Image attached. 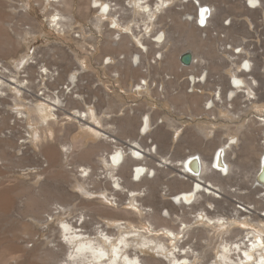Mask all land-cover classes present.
Masks as SVG:
<instances>
[{
  "label": "rangeland",
  "instance_id": "obj_1",
  "mask_svg": "<svg viewBox=\"0 0 264 264\" xmlns=\"http://www.w3.org/2000/svg\"><path fill=\"white\" fill-rule=\"evenodd\" d=\"M248 1L187 0L186 2L185 0L184 3L181 0L180 3L177 0H166L164 4L158 3L154 8L156 17L153 21L155 22L149 24L152 36L148 33L141 35L143 31H139L138 36L148 43L141 45L131 36L129 41L127 40L125 43L120 41L116 45L106 33L120 30L130 35V29L127 26L123 27L118 24L113 26L111 23L112 19L105 16L106 11H101L99 10L100 8L94 7L93 0H86V2L85 0H71L69 1V9H66L68 7H64L62 4L51 7L50 0H42V6L37 0H0V60H5L14 66L18 61L25 63V60L33 52L36 55L38 53L41 54L39 55L40 62L33 67V70L36 69L35 74L37 67L41 64L58 70L55 79L51 82L44 80L45 82L37 87L41 92L44 87L49 92L58 88L61 90V86L66 85L71 74L76 72L79 81L76 85L77 91L75 93L85 96V98L83 101L71 96L66 98V104L68 103L67 110L83 109L87 105H91L97 114L103 117L102 125L115 128L117 134L121 137H131L132 134L137 135L138 124L148 114L154 128L157 127L156 129L163 131L169 139L171 137L174 139L171 144L167 140V142L159 144L158 147L156 141L151 140L153 139L152 131L149 134L151 136L144 140L146 141L144 142L146 146L150 144L151 148L155 145L157 146L158 152L155 155L157 162L158 160L164 161L165 157L169 158L171 156L177 161L190 155L189 152L191 153V151L195 150L203 139V134L198 130V126L201 127L204 124L210 125L213 123L211 125L213 126L212 132L211 129L207 130L208 134L204 137V142L208 148L211 144H216L217 141L220 144L229 140L228 135L235 136L237 141L235 142L234 140V148L229 152V159L233 163L231 166L232 171L229 172L228 176L217 174L212 175V178H210L218 185L217 187L220 186L227 189L224 191L227 197L220 194L217 190L215 193L221 198H216L214 199L215 201L203 198L200 201V204H206L213 208L216 204L218 206L216 200L219 201L220 205L223 202L225 203L226 199H233L230 200L231 202L226 211L219 210L215 214L213 212V215L215 217L224 216L228 218L229 231L226 233L227 235H224L228 239L232 238L234 240L246 234L250 228L257 230L258 225H264V221L259 216L260 213L264 214V208L256 200L260 192H257L255 187L250 185L257 164L256 153L259 152L260 147L264 144V125L259 122L263 118L262 114H264V0L255 1L259 2V4L254 8L249 7ZM194 2L211 6L212 12L209 15V20L211 21L205 27L197 28L195 19L190 17L194 15L195 18L194 13L197 6L193 5L195 4ZM255 2L252 1V3ZM120 3L122 5L123 0H120ZM21 4L26 6L27 13H23L20 10L22 8ZM54 7L56 9L58 7L60 10L63 8V12L74 16V22L70 30L56 32L50 27L47 15ZM82 9H85V11ZM188 16L191 19H188ZM122 17L124 25L128 23L132 30L137 27L135 20H131L136 17L132 10L126 9ZM136 18V22L142 23V27H144L146 22L144 16L139 15ZM98 19L99 21H97ZM174 19L179 20L181 24H194L198 35H200L199 37L202 39L208 38L212 44V57L210 59L209 57L203 58L206 61L203 67L207 70L208 76L205 77V83L199 87H192L191 83L187 82V78H191L186 73L187 71L189 73L193 72L191 67H186L187 69L185 67L184 69L179 68L178 71H175L171 69L165 58L170 53L180 57L181 51L186 52L188 50L187 42L172 22ZM96 23L99 25H96ZM156 30L164 33L165 40H162L163 42L159 46L152 44L151 41ZM215 32L217 35H214ZM18 34L23 35L20 44H18ZM119 44L125 45L119 46ZM239 50L240 54L237 53ZM153 51L156 53L154 54ZM136 52L139 55L138 60L133 57ZM159 54L162 56L156 59V63H151V55L159 56ZM108 57L110 58L109 62L107 60ZM203 59L201 60L202 62H204ZM246 59L252 62L250 64L252 65L253 74H244L246 77L254 75L258 81V84L255 83L253 97L243 98L242 92L236 95L233 94V100L230 102L232 103L230 111L225 108L226 105L229 107V102L222 104L221 101H218L216 107L211 108V114L214 115L211 117L213 120H210L209 116L205 114L207 113L206 111L201 113L205 109L204 106L203 109L202 104H206L204 96H214L217 87L220 88L223 95L226 92L227 96L231 95L227 90L230 89L231 83V85H234L233 78H231L232 69L244 72L242 64ZM199 69L195 72L199 73ZM201 75L203 76L204 73ZM139 77H145L148 83L145 84L144 89L135 91L137 89L135 85L139 81ZM166 77H171V79H166ZM156 85L159 86V89H157L158 86ZM161 87L164 91H161ZM195 90L196 92H194ZM194 93H197V95ZM249 98L251 100H248ZM249 101L250 104L248 103ZM244 103H248L245 108L243 107ZM215 110H217L216 114ZM57 114L58 121H54V126H57L58 130L56 132L53 131V123L48 124V126L43 125L41 127L42 136L40 138L34 136L27 144H20L19 141L23 137L18 130L14 131L16 133L9 138H4L0 135V205L13 196V204L8 213H0V256L6 253L8 257L18 254V251L12 248L11 236L13 234L17 237L19 236L17 238L19 243L24 245L26 244L25 242H28V250H30L27 257H19L15 262V259L8 258L9 261L8 259L7 261L2 260L0 264H59L57 260H52V262L50 260H42L37 256L51 243V238L49 237L55 232V230H52L51 222L55 226L57 222L53 220H49V222L33 220L29 214L22 211L25 209L26 201L36 198L41 200L43 204L46 200H64L75 209V212L84 210L99 219H101V215L96 214L88 207L86 208L84 206L85 203L90 201L92 204L97 205V201H99L110 206L103 195V190L110 193L111 188L107 180L99 178L98 174L94 176L96 180L94 181V187L91 188L93 195L90 197L75 183V178H78V176L74 170L66 174L72 177V185L66 181V177H62L61 165L57 167V170L60 171L59 174L56 172L57 174L49 176L42 171L46 164L43 159L45 157V145L50 146L52 150L56 147L55 150L59 151L61 143L64 142L74 144L82 137L85 138L86 145L94 141L91 136L86 135L78 127L70 114L61 112ZM10 120L0 123V134L12 127ZM125 121L127 124L124 125ZM170 123L178 124V132L172 131L173 128ZM31 124L36 125L37 123H33L32 120ZM195 124H198V126H195ZM193 126L200 133L199 139L201 140H198V135L193 131ZM55 136L59 138V143L55 142ZM163 145H169V147H164ZM127 151L129 153L131 150L128 149ZM110 155L109 157L111 158ZM203 155L205 154L203 153ZM73 158L71 161L73 160L72 163L75 165L80 158L75 156ZM95 158L102 159L100 155L95 156ZM98 166L100 168L98 167L97 171L106 169L104 164L99 163ZM132 169H134V166ZM215 171L218 173V170ZM152 174L153 170L148 174L150 179ZM174 176L175 179H173ZM157 177L159 182L157 190L154 192L153 200L145 197L147 194L145 188H147L148 184L143 182V180L135 182L138 184V188L142 189L141 198L144 206L154 208L155 211H159V214L163 213L165 208L175 212L172 214L174 220L168 222L175 228L180 223L179 216L181 215H183V218L185 217V220L191 221L189 237L186 242L192 243L197 248L196 250L201 253L202 256L199 260L203 264H209L217 253L220 242L223 239L220 235L222 226L209 229L210 225L205 221H201L198 218V221H195V217L199 213V210L195 209L199 204L194 205L192 208L186 206L183 209L175 193L184 184L176 180V172L169 171L167 173L164 170H158ZM128 179L138 180L139 178L135 179L133 174L130 173ZM40 188L50 189L51 194L46 196V198L42 195L38 197L37 190ZM60 190H66V194L64 195ZM111 197L109 196L108 198ZM115 197L117 198V196ZM129 201V197H126L120 208L135 211L136 209L129 204ZM248 203L255 205V209L251 212L240 214L237 219L228 214L232 212L231 209L234 206L243 207ZM135 212L137 214H135L134 220H126L129 228H133L134 224L140 226L141 229L147 228V223L139 219L143 218L142 214L138 211ZM114 218H118L119 221L125 220L119 217ZM111 224L114 223L112 222ZM189 238L192 239L190 240ZM143 252L145 256L157 257L154 252L148 250ZM163 260L161 258L160 261H153L151 264H166L167 261Z\"/></svg>",
  "mask_w": 264,
  "mask_h": 264
},
{
  "label": "bare ground",
  "instance_id": "obj_2",
  "mask_svg": "<svg viewBox=\"0 0 264 264\" xmlns=\"http://www.w3.org/2000/svg\"><path fill=\"white\" fill-rule=\"evenodd\" d=\"M37 1L41 6L43 5L42 0ZM69 1L71 0H50L51 7L60 6L62 4L64 7H68L66 9H69ZM165 1L166 0H154V2L153 0H123V4L121 5L120 0H93V3L94 7L96 8H100L102 6V11H106L105 16L112 19L111 23L113 26L118 24L123 27L127 26V28L130 29V35L127 34V32H122L120 30L106 33L107 36L109 35V37H111V40L114 42V44H118L120 41L121 43L123 41L125 43V41H129V39H131L130 37L132 36L137 42H139L141 45H144L148 42L143 41L142 38L138 36L139 31H143L141 35H143V33H148L150 36H152V30H150L149 24L155 22L153 21V19L156 17L154 8L158 3L164 4ZM178 1L181 3V0ZM252 1L255 2L260 0ZM193 5L197 6V8L194 7L196 9V14L195 18L194 16L190 17L197 20V9L198 7L204 5L198 3ZM21 7L22 8L20 10L23 13H27L26 6L21 4ZM126 9L132 10L133 13L136 14V17L139 15L144 16L146 21L144 23V27H142V23L136 22V17L131 19L135 20V25L137 26L134 28V30L131 29V26H129L128 23L124 25L122 14ZM61 10L58 9V7L57 9L54 7L47 15V21L50 27H52V29H54L56 32L70 30V27L74 22V16L71 14H66L63 12V10ZM82 10L85 11V9ZM190 17L188 16V19H191ZM97 21H99V19ZM142 21H144V19H142ZM210 21L211 20L208 19V23ZM172 22L175 25V28H177L178 31L183 35L184 40L188 45V50L186 51H190L192 56L189 66H183L179 60V55L174 53H170L169 55L167 54L165 56L167 63L171 69L175 71H178L179 68H181L179 63L183 66V68L191 67L193 72L187 73L191 78L188 79V82L189 84L191 83L192 87L200 86V84L205 83V77H207V70L203 67V64L206 61L203 58L209 57L210 59L212 57V44L208 38L202 39L199 37L200 35H198L194 24H181L179 20L175 19ZM96 25L99 24L96 23ZM196 26L197 28L199 27L198 24ZM114 32L116 33L114 34ZM153 37L154 38L151 40L152 44L157 46L161 45L163 42L158 40H165L164 33L159 30H156V32L153 34ZM22 39L23 35L18 34V44L21 43ZM121 45L119 44V46ZM153 52L154 54L156 53L155 51ZM183 52L185 51H181L180 54ZM39 55L41 54L38 53V55H36L33 52L32 55L25 60V63L18 61L14 66L5 60H0V123L4 122L5 120H10L11 118L10 125L12 126L9 130L2 132L0 135L4 138H9L13 136L14 133H16L14 131L18 130V132L20 131L19 133H21V136L23 137L19 141L20 144H27L34 136L37 138L42 136L41 127L43 125L48 126V124L53 123V131L56 132L58 127L54 126V121H58L57 113H68L71 115L74 121H76L78 127L84 131L86 135L91 136L94 141L89 142L86 145V140L82 137L74 144H68L67 142L66 144L64 142L61 143L59 151L55 150L56 147L54 150H52L50 146L45 145V157H43V159L46 164L44 165L45 167L42 168V171L49 176L54 175L56 172L59 174L60 171L57 170V167L58 165H61L62 177H66V181L72 185V177L69 175L67 176L66 174L67 172L74 170L78 176V178H75V183H77V185L85 193L90 195V197L93 195L91 188L94 187V181L96 180L94 178L95 174H98L99 178H104L107 180L111 188L110 193H107L106 190H103V195L105 199L108 200L110 206L99 201H97V205L92 204L90 201L86 202L84 205L86 208L88 207L92 209L94 212H96V214L98 213L101 215V219L96 218L95 215L87 213L84 210L75 212V209L64 200H46L43 204L41 200L36 198H34V200L26 201L25 209L22 211L26 212V214H29L33 220L38 222H49V220H53L54 222H57L56 226L55 224L53 225V222H51L52 230H55V232H53L51 237H49L51 238V243L47 246V248L37 255L40 257V259L50 261L57 260L59 264H151V262H158L162 258L167 261L166 264H203L199 260L202 256L201 253L196 250L197 248H195L192 243L186 242V239L189 237L191 221L185 220V217L183 218V215H181L179 216L180 223L178 227L175 228L168 223L170 220H174L172 214L175 212L165 208L163 213L159 214V211H155L154 208L144 206L142 202V189L138 188V184L135 182H140L143 180V182L148 184V186H146L147 188H145L147 191L145 197L153 200L155 195L154 192L157 190V185L159 182V179H157V172L158 170H164L167 173L169 171L176 172V180H179L184 184L180 190L175 193L183 209H185L186 206H190L192 208L194 205L199 204V206L195 209L199 210V213L195 217V221H198V219L205 221L210 225L209 229L222 226V232L220 235L223 239L220 242V247L218 248L217 253L215 254L214 258L210 260L209 264H264V225H258L257 230L250 228L246 234L240 236L237 239H228L226 236V233L229 231V227L227 225L229 224L228 218L224 216L215 217L213 212L215 214V212L219 210L226 211V208L231 202L230 200L233 199H226L225 203L227 204L223 202L220 205L219 201L216 200L218 202V206H216V204L213 206V208L206 204H200V201L203 198H206V200L221 198V196H218V194L215 193L217 190L220 194L227 197V194L224 192L227 189L220 186L217 187L218 185L210 178H212V175L217 174L228 176L229 172L232 171L231 166L233 163L229 159V152L232 150V148H234V140L235 142L237 141L235 136L228 135L229 140L223 141L220 144L217 141L216 144H212L209 146V148L202 139L201 144L195 150L189 153L190 155L187 157L175 161V159L170 156L169 158L165 157L164 161L158 160L157 162V159H155V155L158 152L157 146L159 147V144L165 143L167 140L170 141V144L173 141L161 134L162 132L160 133V130L156 129L157 127L155 128L156 130L151 133V131L154 129V126H152L153 123L150 121L148 114H146L143 117L144 119H142L138 124L137 135L132 134L131 137H121L117 134V130L115 128L107 126L105 127L102 125L103 117L99 116L94 107L91 105H87V107L83 109H74L73 111H68V103L66 104L65 101L66 98L71 96L72 98L81 101H83L85 98V96L75 93L77 91L76 85L79 81L78 75L76 72L72 73L70 79L67 80L66 85L61 86V90L58 88L56 90L54 89L52 92H49L46 91V87H44L42 92L39 91L37 87L43 84L45 82L44 80L51 82L58 74V70L44 66V64H41L37 67L35 74L36 69L33 70V67H35L36 64L40 62ZM151 56L154 59V62L151 63L155 64L156 57L155 55ZM161 56L162 55L159 54V56L157 55V58H160ZM133 57L135 60H138V53L136 52ZM202 59L204 62L201 61ZM107 60L109 62L110 58L108 57ZM245 62V64H248L249 60L246 59ZM197 69H199V73L195 75V71ZM238 71L240 70L232 69L231 78H233L234 85H231V83L230 89L227 90L231 95L227 96V92L223 95L220 88L217 87L218 92L214 94V96H204V101L207 104V109H209L210 112L209 114L212 113L211 108H215L218 101H221L222 104L229 102V107L226 105L225 108L230 111L229 109L232 108V103L230 102L233 100V94L236 95L237 93L242 92L244 96L243 98H247V96L252 98L251 94L254 95L255 83L258 84L257 78H255L254 75L246 77L245 74ZM250 71H252V67ZM203 73L204 75L202 76L201 74ZM250 73L253 74V71L246 74ZM147 83L148 82L145 77H139V81L135 85L137 86L135 91L144 89L145 84ZM194 94L197 95V93ZM246 106L247 104L245 106L243 105L244 108ZM262 116L263 118L260 119L259 122L264 125V114H262ZM31 119L33 120V123L37 124H31ZM125 124H127L126 121L124 125ZM15 127L16 129L13 130ZM209 129H211L210 126ZM209 129H207L205 126H198V130L202 132L203 137L208 134L207 130ZM150 133L153 134V139L151 140H155L157 143V146L155 145L153 148H151V144L146 146L144 143L146 142L144 140H147V137L151 136L149 135ZM54 138L55 142L59 143V138L56 136ZM128 149L131 150L129 153L127 151ZM218 149H221L223 152V169L225 172L219 170L218 173H216V169L212 167V162L215 152ZM203 153L205 155H203ZM109 154H111V158L109 157ZM256 154L257 164L254 169L251 179L252 182L250 185H252L251 187L254 186L257 192H260L256 200L258 201V204L260 202L262 204L261 207L264 208V185L262 186L256 182V175L260 169V164L264 155V144H262L259 152ZM97 155H100L102 159H96L95 156ZM74 156L80 158L78 159L79 162L75 165L72 163L73 160L71 161ZM99 163L104 164L106 169H99L97 171ZM133 166L134 169H132ZM151 170H153V174L152 178L150 179L148 174ZM130 173L133 174L135 179H139H128V177H130ZM102 174L104 175L102 176ZM259 178L264 183V175L261 174ZM173 179H175V176ZM60 192H62L64 195L66 194V190H60ZM37 193L38 197H41L42 195L46 198V196L51 194V190L40 188L37 190ZM172 194L174 195V193ZM114 195L117 196V198ZM109 196L112 197L108 198ZM126 197H129V204H131V206L136 209L135 211H138L140 214H142L143 218L139 219L147 223V228L141 229L140 226H136L135 224L133 228H129L126 220H134L135 214H137V212L120 208V206L123 204V200H125ZM12 199L13 196L0 205V213H8L11 205L13 204ZM262 208H260V210H262ZM253 209H255V205L248 203L243 207L234 206L231 209L232 212L228 214L230 216H234L235 219H237L239 218L240 214L249 213ZM259 216L264 221V214L260 213ZM114 217L123 218L125 220L119 221L118 218ZM111 220L114 224H111ZM11 237V243L13 246L12 248L18 251V254L16 253L17 255L8 257V254L5 252L6 254H1L0 262L2 260L7 261L8 258L15 259V262L19 257L23 258L28 256V252L30 251L28 250V242H25L26 244L23 245L17 241L19 236L17 237L15 234H13ZM33 239L35 238L33 237ZM144 250L154 252L157 257L151 258L147 255L145 256L143 252Z\"/></svg>",
  "mask_w": 264,
  "mask_h": 264
},
{
  "label": "water",
  "instance_id": "obj_3",
  "mask_svg": "<svg viewBox=\"0 0 264 264\" xmlns=\"http://www.w3.org/2000/svg\"><path fill=\"white\" fill-rule=\"evenodd\" d=\"M210 8L209 6H207L206 4L204 6H201L198 8V18H197V22L199 25L203 26L206 23V18L210 15ZM203 21V22H201ZM191 52L190 51H186L183 52L179 59L180 62L184 65H188L191 62ZM224 162H223V152L221 149H218L215 152L214 158H213V162H212V167H214L216 170H220L222 172H225L224 168ZM263 174L264 175V155H263V159L261 161L260 164V169L256 175V182L260 185H264L263 181L259 178L260 175Z\"/></svg>",
  "mask_w": 264,
  "mask_h": 264
},
{
  "label": "crops",
  "instance_id": "obj_4",
  "mask_svg": "<svg viewBox=\"0 0 264 264\" xmlns=\"http://www.w3.org/2000/svg\"><path fill=\"white\" fill-rule=\"evenodd\" d=\"M179 65H180L181 69H184L183 66H182L180 63H179ZM186 69H187V68H186ZM169 70H170V69H169ZM176 71H177V70H176ZM186 71H187V70H186ZM198 71H199V70H198ZM187 73H188V71H187ZM187 73H186V74H187ZM195 74H197V72H195ZM187 75H188V74H187ZM207 76H208V72H207ZM166 79H171V77H166ZM150 81H151V80H150ZM187 82H188V78H187ZM188 83H189V82H188ZM201 85H202V84H200V86H201ZM156 86H158V85H156ZM196 87H199V86H195V88H196ZM157 89H159V86L157 87ZM161 91H164V90L162 89V87H161ZM194 92H196V90H195ZM192 93H193V92H192ZM210 97H212V96H210ZM203 106H206L205 109H204ZM202 107H203L204 110H203V112H201V113H204L205 111H206L207 113H210L209 111H207V104H206V105H203V104H202ZM216 111H217V110H215V114H216ZM207 113H205V114L209 116V119H210V120H213V119H211V117H212V115H214V114H210V115H209V114H207ZM119 114H120V113H119ZM124 114H125V113H124ZM196 115H197V114H196ZM150 116H151V115H150ZM189 119H191V117H189ZM210 122H211V121H210ZM170 125H171L172 128H173V130H172L173 132H175V131L178 132V124H177V125H174L173 123H170ZM211 125H213V123H211L210 125H206V124H204L203 126L207 127V129H209V126H210V127H211V132H212V130H213L212 127H213V126H211ZM195 126H198V124H195ZM195 126H193V131L198 135V140H201V139H199V135H200V133L194 128ZM200 126H201V125H200ZM175 128H176L177 130H176ZM154 129H155V128H154ZM154 129H153L152 131H154ZM158 130H159V129H158ZM152 131H151V132H152ZM226 131H227V129H226ZM161 132H162V133H161ZM173 132H172V135H173ZM160 133L163 134V135L165 136V134H164L163 131L160 130ZM225 133H227V132H225ZM210 134H211V133H210ZM227 135H228V134H227ZM190 137H191V136H190ZM204 137H206V136H204ZM204 137H203V140H204ZM166 138H169V137L166 136ZM170 139H171V141H174V139H173L172 137H171ZM213 144H214V143H213ZM164 145H165V144H164ZM164 145H163V146H164ZM211 145H212V144H211ZM161 147H162V146H161ZM164 147H169V146H164ZM191 152H192V151H191ZM189 153H190V152H189Z\"/></svg>",
  "mask_w": 264,
  "mask_h": 264
},
{
  "label": "built area",
  "instance_id": "obj_5",
  "mask_svg": "<svg viewBox=\"0 0 264 264\" xmlns=\"http://www.w3.org/2000/svg\"><path fill=\"white\" fill-rule=\"evenodd\" d=\"M176 1V0H175ZM178 1V0H177ZM184 1V3H185V0H183ZM248 1V0H247ZM179 2V1H178ZM187 2V1H186ZM126 3V2H125ZM247 4L249 5V7H251V8H254L255 6H257L258 4H259V2H255V3H252V2H250V1H248L247 2ZM207 5V4H206ZM210 7V6H209ZM199 8V7H198ZM102 6L100 7V9L99 10H101L102 11ZM198 10V9H197ZM196 11V10H195ZM210 11H211V7H210ZM211 13V12H210ZM194 14H196V12L194 13ZM194 16V15H193ZM192 18V17H191ZM197 18H198V11H197ZM208 19H209V16L206 18V23H205V25H203V26H201V25H199L198 24V22H197V20H195V22H196V25L198 24V26L200 27V28H202V27H205V26H207L208 25ZM214 35H217V33L215 32L214 33ZM156 39V38H155ZM158 41H162V40H158ZM140 49H141V46H140ZM238 54H240V51L239 52H237ZM156 57V59H157V55L155 56ZM237 58V57H236ZM154 59H153V57L151 58V60L150 61H152V62H154L153 61ZM249 60V59H248ZM246 62H243V66H244V72H241V73H249L250 72V70H251V67H252V65L250 64L251 63V61L249 60V63L248 64H245ZM218 92V90H216V93ZM251 96L253 97V94H251ZM247 98H248V96H247ZM250 99V98H249ZM248 103H250V101L248 102ZM248 103H246V104H248ZM245 103L243 104L244 106L246 105Z\"/></svg>",
  "mask_w": 264,
  "mask_h": 264
},
{
  "label": "snow or ice",
  "instance_id": "obj_6",
  "mask_svg": "<svg viewBox=\"0 0 264 264\" xmlns=\"http://www.w3.org/2000/svg\"><path fill=\"white\" fill-rule=\"evenodd\" d=\"M250 2H252V0H250ZM201 22H203V21H201Z\"/></svg>",
  "mask_w": 264,
  "mask_h": 264
}]
</instances>
